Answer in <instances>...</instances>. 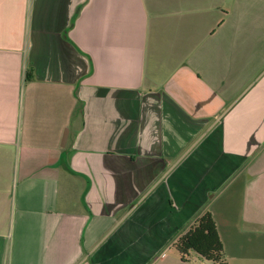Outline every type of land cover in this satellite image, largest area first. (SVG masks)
I'll return each mask as SVG.
<instances>
[{"label": "crops", "instance_id": "obj_1", "mask_svg": "<svg viewBox=\"0 0 264 264\" xmlns=\"http://www.w3.org/2000/svg\"><path fill=\"white\" fill-rule=\"evenodd\" d=\"M264 264V0H0V264Z\"/></svg>", "mask_w": 264, "mask_h": 264}, {"label": "trees", "instance_id": "obj_2", "mask_svg": "<svg viewBox=\"0 0 264 264\" xmlns=\"http://www.w3.org/2000/svg\"><path fill=\"white\" fill-rule=\"evenodd\" d=\"M183 261L193 256L213 264H227L224 246L213 215L206 211L198 216L189 229L174 242Z\"/></svg>", "mask_w": 264, "mask_h": 264}]
</instances>
